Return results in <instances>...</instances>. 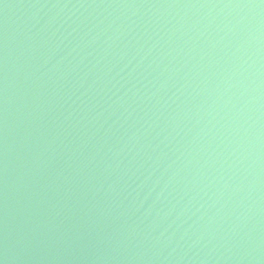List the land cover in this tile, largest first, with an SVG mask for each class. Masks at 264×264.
<instances>
[{
	"label": "water",
	"instance_id": "1",
	"mask_svg": "<svg viewBox=\"0 0 264 264\" xmlns=\"http://www.w3.org/2000/svg\"><path fill=\"white\" fill-rule=\"evenodd\" d=\"M0 264H264V0H0Z\"/></svg>",
	"mask_w": 264,
	"mask_h": 264
}]
</instances>
